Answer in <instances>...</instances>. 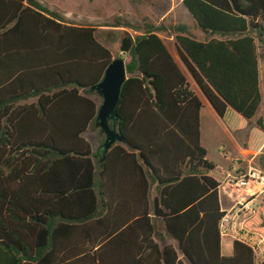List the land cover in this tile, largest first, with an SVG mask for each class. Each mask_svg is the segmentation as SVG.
Segmentation results:
<instances>
[{
	"label": "trees",
	"instance_id": "1",
	"mask_svg": "<svg viewBox=\"0 0 264 264\" xmlns=\"http://www.w3.org/2000/svg\"><path fill=\"white\" fill-rule=\"evenodd\" d=\"M182 1L209 39L172 26L179 61L163 27L127 23L144 31L121 40L130 60L117 125L127 142L99 165L85 134L101 131L91 89L111 50L95 26L39 0H0V264H264L237 240L222 253L221 183L191 89L192 80L229 131L251 126L263 103L264 0ZM245 148L264 151L263 117ZM245 227L264 236V204Z\"/></svg>",
	"mask_w": 264,
	"mask_h": 264
},
{
	"label": "rangeland",
	"instance_id": "2",
	"mask_svg": "<svg viewBox=\"0 0 264 264\" xmlns=\"http://www.w3.org/2000/svg\"><path fill=\"white\" fill-rule=\"evenodd\" d=\"M45 7L57 11L67 18L68 21L77 25H91L98 29L96 34L98 40L109 48L116 58L120 56L129 62L130 57L121 53V40L125 32H130L133 36L143 34V30L138 28H129L127 23L134 26L143 27L145 24H152L156 27H163L160 35L166 41L175 57L180 61L179 44L176 35L170 29L172 26L186 25L190 34L199 39H205L204 34L192 20V16L186 10L184 11L180 0H39ZM174 4L175 11L170 15L167 13ZM192 18H190L189 16ZM260 48V73H261V91L263 94V103L260 107L256 119L251 121V126L244 131L231 132L224 123L217 118H207L203 121V144L208 151V159L215 164L212 171L214 177L224 180L222 174L225 168L234 163L238 158H244L240 152L244 150V139L249 134V128L256 125L259 117L264 118V47L258 41ZM121 54V55H120ZM195 91H199L194 86ZM99 104L103 102L99 95ZM91 127L85 134L92 143L99 137L101 142L105 135L99 130ZM92 144V145H93ZM94 147V146H93ZM103 151L102 143L99 153ZM254 167L264 170V151L256 157ZM242 172V171H240ZM239 172V173H240ZM224 197V196H223ZM222 200H224L222 198ZM226 200L222 204L226 205ZM224 252L231 254L233 251V239L223 238Z\"/></svg>",
	"mask_w": 264,
	"mask_h": 264
},
{
	"label": "built area",
	"instance_id": "3",
	"mask_svg": "<svg viewBox=\"0 0 264 264\" xmlns=\"http://www.w3.org/2000/svg\"><path fill=\"white\" fill-rule=\"evenodd\" d=\"M221 192L230 201L219 223L222 238H231L250 247L256 262L264 261V236L250 231L245 222L264 204V170L250 167L221 182Z\"/></svg>",
	"mask_w": 264,
	"mask_h": 264
},
{
	"label": "water",
	"instance_id": "4",
	"mask_svg": "<svg viewBox=\"0 0 264 264\" xmlns=\"http://www.w3.org/2000/svg\"><path fill=\"white\" fill-rule=\"evenodd\" d=\"M127 62L123 57L114 59L108 66L101 82L92 87L103 98L99 106L96 126L105 135L103 144V160L116 142H127L121 128L117 125V108L120 102L123 86L127 80ZM114 122L112 127L110 122Z\"/></svg>",
	"mask_w": 264,
	"mask_h": 264
},
{
	"label": "crops",
	"instance_id": "5",
	"mask_svg": "<svg viewBox=\"0 0 264 264\" xmlns=\"http://www.w3.org/2000/svg\"><path fill=\"white\" fill-rule=\"evenodd\" d=\"M181 1V5H182V7H183V9H184V11L186 12V10L189 12V10L186 8V6L183 4V1L182 0H180ZM186 8V10H185V8ZM175 6H174V4L171 6V10L167 13V15H170L172 12H174L175 11ZM187 13V12H186ZM189 14L191 15V13L189 12ZM189 16V15H188ZM192 16V15H191ZM190 17V16H189ZM191 18V17H190ZM192 18H193V16H192ZM191 18V19H192ZM193 21H194V23L197 25V27L201 30V32L204 34V36H205V39H203V41H205V40H207V39H209L208 37L209 36H207L203 31H202V29L199 27V25L197 24V22L195 21V19L193 18L192 19ZM150 25H152V24H150ZM156 27V26H155ZM214 37H217V38H220V36L219 35H216V36H214ZM199 40V39H198ZM165 41V40H164ZM165 43H166V41H165ZM166 45H167V43H166ZM168 46V45H167ZM169 48V47H168ZM169 50H170V52L172 53V51H171V49L169 48ZM173 54V53H172ZM173 56L175 57V55L173 54ZM176 58V57H175ZM177 59V58H176ZM194 86H197L192 80H191V89L196 93V94H198L199 95V97L201 98V100H202V102H203V107H202V109H201V113H200V123H201V142H202V145L204 146V144H203V121H204V116L205 117H207V118H217L218 117V119H220L221 120V118L219 117V115L216 113V111L214 110V108L211 106V104L209 103V101L206 99V97L202 94V92H201V90L199 89V87L197 86V88H198V90L199 91H195L194 89H193V87ZM93 99L97 102V104L98 105H100L99 104V102H98V99H99V94H94L93 95ZM222 121V120H221ZM222 123H224L223 121H222ZM225 125V124H224ZM226 126V125H225ZM256 126V125H255ZM96 128V127H95ZM227 128V127H226ZM97 129V128H96ZM228 129V128H227ZM250 129L251 128H249V134H250ZM90 130V129H89ZM229 130V129H228ZM246 130V129H245ZM97 131L99 132V130L97 129ZM244 131V130H243ZM98 132H97V137L98 136H100L99 134H98ZM240 132V131H239ZM249 134H248V136L247 137H245V139H244V150L243 151H241L240 152V155H243L244 156V158H238L236 161H234V163H232V164H230L227 168H225V170H224V173L222 174V177H223V179L224 178H226L228 175H234V174H237V173H239L240 171H247L250 167H254V161H255V159H256V157L257 156H259L260 154H262V152H260V153H258V154H256V155H254V156H250L249 155V153L247 152V150H246V148H245V144H246V142H247V140H248V137H249ZM85 137L89 140V138L85 135ZM90 141V143H91V146H92V150H93V154H94V158L96 159V161L99 163V165H101V163H102V153L103 152H101V153H99V148H100V145H101V140H100V138L98 137L97 138V140L94 142V144L92 143V141H91V139L89 140ZM93 144V145H92ZM94 146V147H93ZM205 147V146H204ZM206 148V147H205ZM207 150V149H206ZM207 157H208V151H207ZM210 160V159H209ZM211 161V160H210ZM101 162V163H100ZM101 167L99 166V169H100ZM218 181H220V183L222 182V179H220V178H217V177H215ZM124 184V186H127V188H129L130 187V185H131V181H130V177L128 176L127 177V179H126V182H124L123 183ZM224 196V197H223ZM219 197H220V204H221V209L224 211L225 210V208H227V207H229L230 206V201L226 198V196L221 192V190H220V188H219ZM222 198L224 199V200H226L227 202H226V205H229V206H225V204H222L223 202H224V200H222ZM233 244H234V240H233ZM233 252H234V245H233V251H232V253L231 254H226L225 252H224V245H223V238H222V253H223V255H227V256H230V255H232L233 254ZM185 263L186 264H189L186 260H185Z\"/></svg>",
	"mask_w": 264,
	"mask_h": 264
}]
</instances>
